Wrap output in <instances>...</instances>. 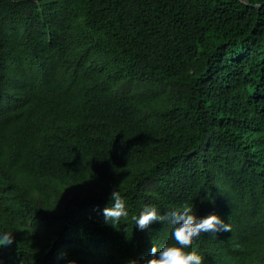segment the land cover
<instances>
[{"label":"trees","instance_id":"16d2710c","mask_svg":"<svg viewBox=\"0 0 264 264\" xmlns=\"http://www.w3.org/2000/svg\"><path fill=\"white\" fill-rule=\"evenodd\" d=\"M184 203L231 225L204 264H264V0H0V264H126Z\"/></svg>","mask_w":264,"mask_h":264},{"label":"clouds","instance_id":"9594fccd","mask_svg":"<svg viewBox=\"0 0 264 264\" xmlns=\"http://www.w3.org/2000/svg\"><path fill=\"white\" fill-rule=\"evenodd\" d=\"M104 219L111 224L118 223L121 217L129 215V208L124 194L119 188L110 193V204L103 209ZM135 225L141 230L153 222L167 221L172 225L171 233L175 243L157 248L155 245L147 257H134L126 264H204V256L192 247L193 240L201 233L229 231L231 225L218 213L211 212L200 216L193 205L184 203L161 211L155 204H145L139 213L133 216ZM15 239L13 232L0 231V245L11 244ZM69 264H78L71 260Z\"/></svg>","mask_w":264,"mask_h":264}]
</instances>
